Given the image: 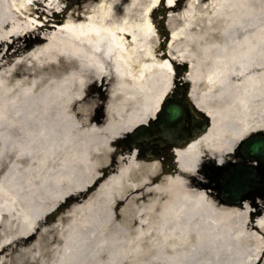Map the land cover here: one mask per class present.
I'll use <instances>...</instances> for the list:
<instances>
[{
	"label": "bare ground",
	"instance_id": "obj_1",
	"mask_svg": "<svg viewBox=\"0 0 264 264\" xmlns=\"http://www.w3.org/2000/svg\"><path fill=\"white\" fill-rule=\"evenodd\" d=\"M62 1L0 0V264H264V199L227 204L210 183L214 168L244 162L239 142L264 131V0H223L202 19L203 39H186L199 46L196 66L177 54L178 30L158 53L157 0L143 12L141 0ZM177 62L189 64L190 97L210 125L173 150L164 174L112 147L154 114ZM91 148L113 172L51 218L98 175ZM73 162L84 180L62 177Z\"/></svg>",
	"mask_w": 264,
	"mask_h": 264
},
{
	"label": "rangeland",
	"instance_id": "obj_2",
	"mask_svg": "<svg viewBox=\"0 0 264 264\" xmlns=\"http://www.w3.org/2000/svg\"><path fill=\"white\" fill-rule=\"evenodd\" d=\"M164 1L166 0H157L155 4H152L153 6L149 12V17L154 26L153 27L154 29H151L149 33H150V36L153 37V39H158V44H159L158 49L160 50V52L158 53L161 54V57H166V51H167L166 48L169 43V39H171L170 38L171 32L178 30L179 33L176 34V37L174 38V39H181L179 40V42L174 44L176 48L178 49L177 54L181 53L182 55H185V56L188 54L189 57H191V60L193 61V66H196L199 60V48H198L199 46H197V43L186 41V39H203L195 33V32H200L202 34V27H203L204 22L206 21H201V20L204 19L206 16L213 14V11L221 6V3L223 0H193L194 2L187 6H184V0H183V2H181L175 8L167 9L165 11V15H166L165 19L161 15L162 9L164 8L163 6V4L165 3ZM152 2H154V0H141L137 6L138 11L143 12V10L148 5H150ZM67 3H68L67 0H63L62 2L59 3V6L62 8H65L68 6ZM194 5H195V8H193ZM169 13L172 14V17L169 19V21H167V14ZM193 15L198 17V20L196 23L191 24L190 20ZM38 20L39 19L37 18L36 22H38ZM160 20H163L165 22V25ZM167 22H169V24H167ZM164 51H165V54H164ZM195 89L198 94H201L205 90L204 79H202V77H198L195 83ZM155 101L153 102L154 105H156ZM112 148L115 149V146ZM103 152H104L103 150L91 148L88 152V159L93 163L92 169L94 168V171H101L100 174L103 176H106L113 172V168L110 163V160L108 159V157L105 156V154H103ZM63 155H64L63 152L57 153V163L62 164V160H64L63 159L64 157H62ZM145 162L151 163L153 161H145ZM154 162L157 163V165L159 164L157 161H154ZM240 164L241 162H238L235 165H240ZM253 165L256 168L257 163L253 162ZM103 166H105V168H103ZM224 168L225 169L229 168V165ZM62 171L64 173L62 174V177L66 179L67 177L65 176H70V178L68 179L70 181L84 180L87 175V172L84 169V167L81 166L80 163L77 164L74 162L69 163L68 165L65 164V168ZM203 172L208 174L209 173L208 167H206V169L203 170ZM65 179L63 180L66 181ZM210 183L212 185L217 184V182L213 181L212 179H210ZM92 195L93 193H90L89 196L85 198L84 194H80V195L75 194L73 199L69 198L68 201H66L65 203H62L63 206L55 212V216L62 215L63 214L62 212L67 211L71 205H74L76 203H82L86 199L90 198V196ZM253 195L256 198V200H260L259 197L257 196V192H254ZM60 205L58 204L57 206H60Z\"/></svg>",
	"mask_w": 264,
	"mask_h": 264
},
{
	"label": "water",
	"instance_id": "obj_3",
	"mask_svg": "<svg viewBox=\"0 0 264 264\" xmlns=\"http://www.w3.org/2000/svg\"><path fill=\"white\" fill-rule=\"evenodd\" d=\"M186 68L184 67V70ZM189 88V83L184 82L183 83V89L187 90ZM168 99V98H167ZM165 99L161 103V109L156 113V119L149 120L148 121V126L145 124L139 125L132 133L129 134V136L132 138L131 139V144L130 148L133 147V145L138 146L141 149H145L149 153H154L158 151L157 145L162 144L166 139L170 140L171 142H176L178 145L184 144L185 140H189L191 138H196L198 137L201 133H203L208 125H209V118L205 116L201 111L192 108L189 106V103L187 100L182 97L178 98L176 100H179L185 105L188 109L189 112L193 113L196 111L197 113H200L202 115L200 121H202L203 125L199 131L193 132L192 134L188 135L185 139H180V140H175L172 141V139L178 135L180 132V126H178L177 129H174L172 132L165 134V135H160L155 131L153 128V125L156 124L159 114L166 109V105H170L174 103L176 100L173 102H168V100ZM193 121V120H192ZM191 121V122H192ZM188 122V123H191ZM144 129H149L150 131L144 132L140 131L139 134H137L138 130H144ZM241 150V157L244 160L248 161H257L259 163V168L264 169V136H255L251 138H247L244 140L241 144L240 147ZM227 172H239L241 173L240 176V191L242 192H249L251 194L253 189H256L258 193L264 192V172L258 171L255 172L252 166H247V165H240V166H232L231 168L226 169ZM220 185H218L217 189H220ZM220 191V190H219ZM221 196L223 197V200L225 202H229L232 204H239L242 201L248 199V197H251L253 195H248L245 196V198L240 199L239 195H234L232 197H227L222 194L220 191ZM261 198V195H259Z\"/></svg>",
	"mask_w": 264,
	"mask_h": 264
},
{
	"label": "snow or ice",
	"instance_id": "obj_4",
	"mask_svg": "<svg viewBox=\"0 0 264 264\" xmlns=\"http://www.w3.org/2000/svg\"><path fill=\"white\" fill-rule=\"evenodd\" d=\"M194 119L191 112L188 111L187 107L179 100H176L170 105H166V109L159 114L158 120L153 128L160 135H165L177 129L178 126L184 124L185 122H191ZM148 132L149 129L138 130ZM240 176L239 172H227L225 168H216L214 170V175L211 177L215 179L217 184H219L220 191L224 196L232 197L234 195H239L240 199L245 198V196L251 195L249 192L240 191ZM264 197V192L257 193Z\"/></svg>",
	"mask_w": 264,
	"mask_h": 264
},
{
	"label": "flooded vegetation",
	"instance_id": "obj_5",
	"mask_svg": "<svg viewBox=\"0 0 264 264\" xmlns=\"http://www.w3.org/2000/svg\"><path fill=\"white\" fill-rule=\"evenodd\" d=\"M176 90L179 91L178 86L176 87Z\"/></svg>",
	"mask_w": 264,
	"mask_h": 264
}]
</instances>
